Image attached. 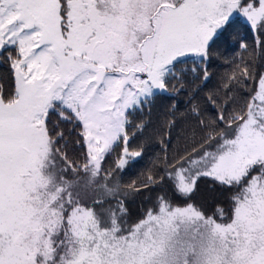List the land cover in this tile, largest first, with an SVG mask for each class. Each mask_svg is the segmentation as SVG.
Masks as SVG:
<instances>
[{"label": "snow or ice", "instance_id": "6c2138e0", "mask_svg": "<svg viewBox=\"0 0 264 264\" xmlns=\"http://www.w3.org/2000/svg\"><path fill=\"white\" fill-rule=\"evenodd\" d=\"M0 264H264V0H0Z\"/></svg>", "mask_w": 264, "mask_h": 264}, {"label": "rangeland", "instance_id": "374dc122", "mask_svg": "<svg viewBox=\"0 0 264 264\" xmlns=\"http://www.w3.org/2000/svg\"><path fill=\"white\" fill-rule=\"evenodd\" d=\"M3 71V69H0V72H2Z\"/></svg>", "mask_w": 264, "mask_h": 264}]
</instances>
